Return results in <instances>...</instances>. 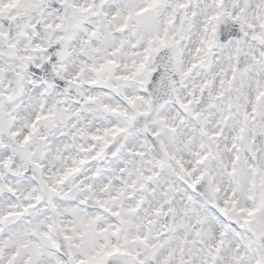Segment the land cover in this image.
<instances>
[{
  "label": "clouds",
  "instance_id": "clouds-1",
  "mask_svg": "<svg viewBox=\"0 0 264 264\" xmlns=\"http://www.w3.org/2000/svg\"><path fill=\"white\" fill-rule=\"evenodd\" d=\"M0 264H264V0H0Z\"/></svg>",
  "mask_w": 264,
  "mask_h": 264
}]
</instances>
